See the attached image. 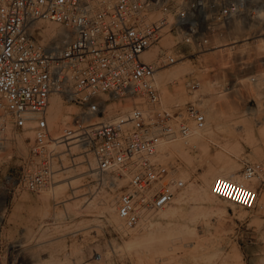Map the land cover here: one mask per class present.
I'll use <instances>...</instances> for the list:
<instances>
[{"label": "built area", "instance_id": "built-area-1", "mask_svg": "<svg viewBox=\"0 0 264 264\" xmlns=\"http://www.w3.org/2000/svg\"><path fill=\"white\" fill-rule=\"evenodd\" d=\"M39 21L66 33L43 41ZM235 24L252 26V36L264 41V0H0V163L10 133L29 145L0 188L15 195L16 187H50L66 168L63 157L75 163L76 148L92 155L98 173L129 178L116 202L127 229L170 205L184 182L171 177L175 167L160 159L159 148L204 130L207 120L201 95L164 106L157 72L218 48ZM166 37L172 46L162 45ZM158 46L162 57L145 58ZM249 79L264 82V72ZM200 84L184 82L190 94ZM57 98L76 108L58 127L49 122ZM124 101L133 104L122 113L117 103ZM262 186L264 164L246 162L241 180L217 177L212 192L254 210Z\"/></svg>", "mask_w": 264, "mask_h": 264}, {"label": "rangeland", "instance_id": "rangeland-1", "mask_svg": "<svg viewBox=\"0 0 264 264\" xmlns=\"http://www.w3.org/2000/svg\"><path fill=\"white\" fill-rule=\"evenodd\" d=\"M48 24L51 23H37L41 40V31ZM251 33L244 30L237 38L226 37L218 44L228 43L225 51L218 47L198 56L179 57L176 63L157 72L186 64L189 69L182 80L184 95L178 93L176 82L164 87L157 82L163 105L184 104L201 95V110H209L210 116L205 113L207 125H217L214 134L187 147L185 155L159 150L160 159L175 167L171 177L184 182L170 205L157 213H147L149 220L134 229H127L123 222L117 228L105 199L113 196L117 214V198L129 178L123 176L126 180L121 184V176L88 172L89 163L95 168L92 155L82 156L74 148L75 163L63 157V171H70L59 172L54 180L79 179L78 185L67 188L64 194L53 197L45 194L47 190L31 193L16 187L13 195L0 188V264H264V186L254 210L220 198L202 201L193 188L205 186L207 178L215 174L212 190L213 181L227 162L237 164L238 176L228 177L234 180H241L244 163L264 164V82L252 84L249 79L264 72V53L258 54L256 49L257 40L262 38ZM231 46L234 47L229 51ZM158 50L152 60L163 56L160 46ZM187 78L201 82L194 94L184 86ZM206 81L220 84L206 90ZM132 104L133 101H124L117 103V108L127 112ZM75 111V107L63 106L57 122ZM9 139L0 163V184L3 175L21 167L29 154L27 142L24 152L13 133ZM83 199L88 202L77 208V200ZM91 201L93 205L87 206Z\"/></svg>", "mask_w": 264, "mask_h": 264}, {"label": "bare ground", "instance_id": "bare-ground-1", "mask_svg": "<svg viewBox=\"0 0 264 264\" xmlns=\"http://www.w3.org/2000/svg\"><path fill=\"white\" fill-rule=\"evenodd\" d=\"M251 28H252V26H249L247 29L251 30ZM244 30H246V28H244L243 26H241L239 24H235V26L232 28V30H231V32L229 33L228 36L231 37L233 35L234 37H231V38H237V35L242 33ZM65 33L66 32L60 26H58L57 24H54V23L46 25L45 28L41 31V34L43 35V38H44L43 41L50 40V39H52V38H54L56 36H60V35L62 36ZM236 41L237 40L233 41L232 43H236ZM244 42L246 44V41H244ZM257 42H258L257 43V48H256L257 49V53L258 54L260 52L264 53V41L262 39H258ZM161 43H162L163 46H172L173 45L172 44L173 41H172V39L170 37H166L165 39H163V41ZM226 45H228V43L225 44V45L222 44V45H220L218 47H221L220 50L225 51V50H227L226 49L227 47L224 48V46H226ZM234 46L228 47V50L229 51L232 50ZM157 52H159L158 47H153L149 51V53L145 55V58H148V59L152 60V59H154L156 57V55L158 56ZM181 64H182V62H181ZM188 69H189V67L185 64L183 66L180 65V66L174 67L172 69H167V70L163 71L162 73H157V75H156L157 76V82L159 84L163 85V87H164V85L166 86L169 82H173V83L176 82L177 85H178V93L180 95H184L185 93H184V90H183L182 80H183L186 72L188 71ZM218 83L219 82H217V81H215V82L206 81L204 87H206V90L207 89L208 90H212L213 87L214 86L216 87L217 86L216 84H218ZM165 92H166V94H169V95L171 94L170 93L171 91H169L167 87H165ZM203 104H205V102H203ZM62 107L63 106H62V104H61V102H60V100L58 98L55 99L52 102V104H51V106L49 108V112H50L49 122H50L51 125H55L56 127L59 126V122H57V120L62 116ZM121 112L125 113L123 111H121ZM205 113L208 116H210L209 115V110H206ZM64 116H66V115H64ZM64 116L62 118L63 120L66 118V117L64 118ZM214 127L217 129V125L216 124H215V126H213L212 123L208 122V125H207V127L204 130H194L193 133H191L186 138H181V139L178 138L176 140H172V141H169V142L162 143V145L160 146L159 150H161L163 153L166 152V151H169V150H173V151H176V152H179V153L185 155L186 152L188 151L187 147H189V148L192 147L197 142V140H199L200 138H202L203 136H205L207 134H211V133L214 134L213 133L214 130H215ZM13 135L15 136V138H16L15 140L18 142V145L23 147L24 152L27 151L26 150V143L24 141V137H19L18 135H15V134H13ZM28 135L32 136V133H28ZM233 141H235V140H233ZM236 141H238V140H236ZM92 165H93V163L92 164L89 163V171L88 172L95 170V168H93ZM222 168H223V170L217 174L218 177H225V178L232 177V178H236L238 176L237 173H236L237 172V164L235 162H227L226 164L223 165ZM69 171L70 170H64V171H62V173H59V175L63 174V173H67ZM214 176H215V174H213L211 177L207 178L208 180L205 181V183H207L205 186L193 187V185H192V187L195 189V191L197 193V196L200 198V200L208 201V202H214L216 200L217 197L213 194L212 190L210 189V184H211V181H212ZM64 180H65V178L64 179H59V180L54 182L55 185H51L50 187H47L46 189H42L40 192H42L44 190H47L46 193H45L46 195L57 197L59 195L64 194L67 191V188H72V186L75 183H77V185L79 183V181H78L79 179H75V180H72V181H69V180L68 181H64ZM119 180L121 181V184H122L126 179H124V177H123V178H120ZM115 184H116V182H115ZM115 184H113V185H115ZM73 194H75V192ZM77 195H78V191H77ZM84 200L85 199H83V201L77 200V208L81 207L83 203H87L88 202V199L85 200V201ZM92 202L93 201L89 202L87 204V206L93 205ZM105 205L107 206L106 208L108 209V211L110 213V216H112L113 221H114L115 225L117 226V228H121L122 227V223L121 222H123V221L120 219L118 214L114 213V207L115 206H114V198H113V196L112 197H108L107 199H105ZM149 218H150V215L146 214L144 220L148 221ZM152 234L153 233L151 232L150 236H152Z\"/></svg>", "mask_w": 264, "mask_h": 264}, {"label": "snow or ice", "instance_id": "snow-or-ice-1", "mask_svg": "<svg viewBox=\"0 0 264 264\" xmlns=\"http://www.w3.org/2000/svg\"><path fill=\"white\" fill-rule=\"evenodd\" d=\"M237 191H240L239 189H237Z\"/></svg>", "mask_w": 264, "mask_h": 264}]
</instances>
